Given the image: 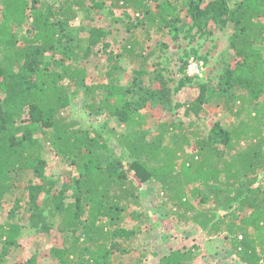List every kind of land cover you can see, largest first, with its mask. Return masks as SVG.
<instances>
[{
    "label": "trees",
    "instance_id": "1",
    "mask_svg": "<svg viewBox=\"0 0 264 264\" xmlns=\"http://www.w3.org/2000/svg\"><path fill=\"white\" fill-rule=\"evenodd\" d=\"M100 1L0 0V201L14 195L24 172L43 178V153L50 146L75 170L72 183L55 190L61 180H47L40 204L43 187L32 194L30 183L26 207L34 228H49L45 212L59 218L63 246L52 250L58 264H115L129 253L137 234L129 225L144 217L134 209L142 188L153 181L162 185L177 218L209 238L226 236L245 264H258L264 255V0H238L234 7L229 0L103 1L141 17L127 26L132 34L124 51L140 65L130 87L118 82L117 64L94 81L79 63L96 55L109 34L76 24L80 14L101 8ZM29 19L32 27L23 30ZM211 24L233 29L231 61L216 85L186 75L172 89L163 70L147 71L151 54L144 56L136 30L164 34L181 25L188 26L190 38L195 29L207 37L213 35ZM82 30L89 34L85 43L78 37ZM143 76H151L146 85ZM187 85L200 90L199 98L174 104V91ZM80 95L89 116L116 119L125 131L83 128L70 115ZM209 102H224L233 120L226 127L216 123L205 135L195 119L207 114ZM181 107L195 119L162 123L155 134L145 128L149 109ZM114 143L121 155H115ZM22 202H16L19 210ZM17 218L13 211L0 226V264L20 246L24 228ZM194 256L191 249L172 251L158 264H193Z\"/></svg>",
    "mask_w": 264,
    "mask_h": 264
},
{
    "label": "rangeland",
    "instance_id": "2",
    "mask_svg": "<svg viewBox=\"0 0 264 264\" xmlns=\"http://www.w3.org/2000/svg\"><path fill=\"white\" fill-rule=\"evenodd\" d=\"M103 1L105 0L100 1L102 5ZM237 1L229 0L230 6L234 7ZM183 18L185 23L189 24L190 19L185 16ZM138 19H141L138 14L119 8L112 9L108 2L101 8H91L88 14L79 15L76 21L77 27L90 29L95 26L109 32L104 43L94 49L96 55L94 53L88 60L79 61L87 68L91 79L94 81L102 80L109 67L117 64V69H120L115 73L117 77H120L118 82L130 87L134 73L140 71V65L134 63L133 55L125 53L124 47L129 42L130 34H132L127 31L129 21L133 22ZM31 27L32 23L29 19L22 29L27 30ZM188 29V26L182 29L179 25L177 29H169L164 34L152 33L150 35L140 29L133 31L140 41L145 42L144 56L151 54L147 59L145 68L151 72L163 70L166 80H172L169 82V86L174 89L178 86L179 81L189 74L188 64L196 58L204 66L200 76L202 81L197 80L196 82H204L210 79L208 85L214 86L218 81L216 76H219L222 69L231 61L230 36L233 30L232 25L220 30L211 24L210 29L213 35L207 37H202L195 29L191 31L193 38H190L187 35ZM78 37L84 42L89 34L82 30ZM150 77L143 76L140 79L146 85L149 83ZM80 96L72 101L70 115L74 120L81 121L83 128L91 127V129L102 134L109 130L125 131L124 126L119 124L116 119L103 117L98 122L97 119L89 116L82 105L83 97ZM199 96L200 90L187 85L178 92L174 91L173 101L174 104H184L195 101ZM204 107L207 114L199 119H195L194 116L186 117V107L176 108L173 111L149 109L146 111L145 128L151 129L155 134L162 123H170L173 120L187 123L191 119H195L199 129L208 135L216 123L220 122L226 127L233 120V115L225 109L224 102H209L205 103ZM23 118L25 117L22 116L20 120ZM113 146L115 155H121V150L115 146V143ZM188 151L191 150L188 149ZM43 154L47 162L43 174L45 180L42 177L39 178L34 171L24 172L15 182L14 195H8L0 201V226L8 221L11 212L18 211L16 222L22 224L24 228L23 236L19 240L20 246L18 248L13 247L2 264H58L53 257L52 250L63 246L62 234L57 228L59 218L53 215L47 216L48 212H45L43 217L47 218L46 224L49 228H44L42 225L34 228L31 225L34 220L31 221L30 219L32 210L26 207L30 200L26 188L30 183H33L32 194H36V191L43 187L39 195V204L43 203L46 201L45 192L48 189L46 181L61 180V183H57L58 186L55 187V190H59L63 183H72L75 170L57 157L50 146L45 147ZM69 194H67L68 197ZM140 198V204L135 207L134 211L140 213V209L143 210V221L137 225H133V222L130 223L129 227L134 228L137 233L132 242L131 251L115 258V264H158L161 258L169 256L172 251L188 249L194 252L193 264H245L241 256L234 252L226 236L209 238L196 225L188 224L177 218L173 214L172 206L167 205L162 185L157 181L145 185L141 190ZM19 199L26 201L22 202V210H19L16 205ZM199 202L198 199L193 201V204L198 206ZM258 264H264V255L260 257Z\"/></svg>",
    "mask_w": 264,
    "mask_h": 264
},
{
    "label": "built area",
    "instance_id": "3",
    "mask_svg": "<svg viewBox=\"0 0 264 264\" xmlns=\"http://www.w3.org/2000/svg\"><path fill=\"white\" fill-rule=\"evenodd\" d=\"M204 69L203 63L198 62L195 59H192L188 64V76L194 77V76H201L202 71Z\"/></svg>",
    "mask_w": 264,
    "mask_h": 264
}]
</instances>
